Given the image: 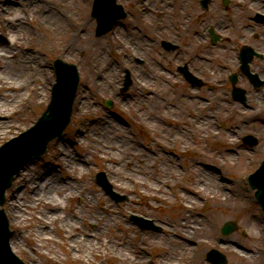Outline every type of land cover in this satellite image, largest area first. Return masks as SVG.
Wrapping results in <instances>:
<instances>
[{"label":"rangeland","instance_id":"1","mask_svg":"<svg viewBox=\"0 0 264 264\" xmlns=\"http://www.w3.org/2000/svg\"><path fill=\"white\" fill-rule=\"evenodd\" d=\"M19 1L13 10L5 15L0 13V33L4 29L2 19L24 18L28 22L29 30L18 33L22 41L21 45L28 43L31 49L39 52L48 76L40 102L30 104L17 112L21 117L28 116L30 119L20 131L36 120L49 101L55 81L54 58L59 57L74 63L80 79L70 123L61 135L48 142L45 152L40 157L29 159L14 174L11 185L5 190L4 203L0 206L3 207L8 218L11 250L25 264H160L163 262L160 256L169 245L167 241L175 242L176 232L180 234L179 226L183 217L192 216L195 212L198 213L196 219L209 220L208 210L213 208L217 201L211 197L213 191L207 190L212 188L213 183H205L206 188L199 183H202L201 177L213 176L224 179L233 194L230 205L234 206L232 215L224 217L217 223V229L219 228L217 233L225 238L235 237L248 248L242 252L244 256L232 252L233 249L228 244H212L208 248L214 246L222 251L227 259L226 264H264V215L258 208L254 190L250 188L246 179L253 166V153L242 144L240 139V135L249 131V119L245 113L234 115L233 118L225 117L224 128L209 132L201 126H192L191 120L197 117L195 113L187 114L189 108L186 107L187 102L195 108L194 101L187 99V93L191 92V89L182 84L183 81L173 77L175 63L185 58L184 51L188 47V42H196V36L192 32L185 36L177 33L173 28H162L159 14L154 10L148 12V6L156 7L157 0H117L129 9V14L125 19L118 20L110 31L101 36L95 35L96 22L90 16L93 0H50L48 6L58 4L60 12L68 13L66 10L71 9L75 14V19L68 26L63 25L58 35L46 28V18L39 5L30 4L26 0ZM187 8L189 18L186 24L189 28L201 31L215 18L210 12L202 11L199 0H188ZM74 24L76 26H73ZM77 31L82 34L87 33L92 39H100L104 45L103 64L105 68L109 67L104 79L98 78L92 69L89 61L91 52L81 53L74 49L81 39L75 34ZM162 39L176 40L179 50L178 48L176 51L165 50L160 43ZM117 41L120 42L119 48ZM122 42L126 46L122 45ZM67 44L70 45L69 48L65 47ZM217 49L220 53L218 60L222 62L226 56L219 46ZM230 56L225 62L232 66L235 63L233 51ZM135 57H139L142 61H135ZM124 67L129 68L133 82L126 92L121 93L119 88L124 76ZM161 91H167L164 101L160 98ZM192 91V94L196 93L195 89ZM104 98L113 101L110 108L105 106ZM162 113L166 115L164 121L160 120ZM106 116L114 118L126 128L135 150L142 148L150 154L147 161L149 158L152 161V153L163 148L169 156L178 155L177 158L173 157L174 164L177 165L176 161L180 160L182 166H175L176 171L167 174L165 180L161 181L163 175L157 173L161 157H157L150 169L138 170V166L145 163L146 158L134 153L121 155L123 150L119 147L111 149L110 153L119 156V162H124L117 167L120 172L111 171L110 167H116L118 163L114 162L113 158H110V161L102 158L100 154L107 155L109 150L105 152L101 149L100 141H96V137L91 136V134L95 136L99 134L97 127ZM78 129L84 130L85 136L82 134L77 136ZM184 135L185 139H183ZM60 137L65 140L64 143L70 154L80 156L86 163L70 166L63 161L61 151L59 161L57 139ZM6 139L8 138H0V145ZM47 165H52L56 174H60L61 181L67 174L73 177L65 180H72L74 190L65 188V194L72 192V196L64 195V198L56 196L57 199L62 200L59 218L48 224L43 235H37L34 221H39L37 216L40 214L36 212V208L44 211L46 204L29 201L27 207L22 206L23 214L16 218L10 211L8 200L11 189L16 185L15 176L20 170L26 169L25 167L39 168ZM202 167L207 168L208 171L201 175ZM100 170L105 172L113 190L127 196L126 199L116 201L104 191L95 179L96 172ZM210 173L212 175H209ZM122 174H128L131 179H126ZM150 183L157 185L158 188L148 190L147 186ZM79 187L86 189L81 190L78 189ZM22 188L23 185L20 186V190ZM91 190L97 194L91 207H96L101 202H109L116 213L117 217L109 216V226L104 225V230L108 233H117L120 239L125 238V248L112 246L103 235L101 239H90L95 245L94 248L80 249L75 245L78 240L68 236L74 227L63 219V216L70 210L78 213L80 219L75 220L78 226L95 228V221L88 217L92 208H87L80 200L83 191L91 192ZM222 193L226 192L222 191ZM191 199H196V202H192ZM132 213L151 218L154 224L162 226V231L140 229L130 221L129 215ZM248 213L253 215L258 224L257 234L250 241H248L249 225L243 226L241 223ZM69 218L75 219L71 213ZM227 220L234 221L236 227L232 232L224 235L220 231V226ZM211 227L216 230L215 226ZM206 241L205 239L204 243L197 244L194 248L195 255L183 258L179 264H210L203 252L206 250ZM91 243L87 242L86 245ZM169 247L171 248V245ZM142 256H145L146 260L142 259Z\"/></svg>","mask_w":264,"mask_h":264},{"label":"bare ground","instance_id":"2","mask_svg":"<svg viewBox=\"0 0 264 264\" xmlns=\"http://www.w3.org/2000/svg\"><path fill=\"white\" fill-rule=\"evenodd\" d=\"M19 2V0H0V13L5 15L13 10ZM26 2H29L30 4L33 3L37 6L39 5L41 12L46 18V28L55 35L59 34L58 32L60 28H63V25L68 26L75 19V14L71 9L66 10L68 13H60L58 4L57 6H48L50 0H26ZM187 4L188 0H157V6H148V12L151 13L154 10L159 14L162 28H173L181 35H188V33L191 32L196 33L197 29L189 28L188 24H186L189 18ZM1 22L4 25V29L0 33V138H10L15 132L23 129L26 126L25 122L30 120L28 116L21 117L17 112L26 108L30 104L40 102L47 81L46 77L48 76L46 75L44 61L39 52L36 51V49H31L28 43H25L23 44L24 46H22V41L18 37V33L27 32L29 30L28 22L21 17H7L2 19ZM73 26H76V24ZM8 30L10 32H7ZM75 34L80 36L81 39L74 49L76 51H81V53L91 52L89 61L91 62L92 69L98 78L104 79L109 67L105 68L103 64L105 56L104 45L101 40L92 39L87 33L82 34L79 31ZM122 45L126 46L123 42ZM65 47L69 48L70 45L67 44ZM117 47H120L119 41H117ZM173 77L177 78L176 75H173ZM165 94H167V91H161L160 98L163 101L166 99ZM162 114L160 120L164 121L166 115L165 113ZM99 123L100 125L97 127L99 134L96 136L91 134V136L96 137V141H100L99 144L101 149L105 152H108L109 150L107 155L100 154V156L108 159V161H110V158H113L115 159L114 162L118 163L116 167H110L111 171L115 173L120 172L117 170V167H120V163L124 162H119V156L110 153L111 149H118L119 147L123 150L121 155L134 153L135 155L146 158V162L140 164L138 170L150 169V167L153 166L152 163L157 160V157H161V162L159 166H157L159 168L157 171L158 175H163L161 181L165 180L167 174L176 171L174 167L177 165H175L173 161V157H176L174 155L169 156L167 151L165 152L163 148L159 149L156 153H152V161H150V158L147 161V157L148 155L150 156V154L143 151L142 148H139L138 151L133 148L132 140L129 138L126 128L121 123H118V121L109 116L103 117ZM163 131L167 130L163 129ZM79 134L85 136V131L78 129L77 136H79ZM108 136L109 140H107ZM115 137L119 138L116 139ZM64 142L65 140L62 137L57 139L59 150L57 157L59 158V161L61 151L63 161L70 166L73 164L78 166L79 164L86 163L80 156L77 157L71 155ZM25 168L26 169L24 170H20L15 176L16 185L11 189L8 205L13 217L18 218L17 216L23 214L22 206L27 207L26 205H28L29 201L46 204V210L44 211H40L41 209L38 207L36 208V212L40 214V216H37L39 221H34L35 233L37 235H43L48 224L52 220L59 218L60 204L62 200L57 199L56 196L63 198L64 195L67 197L72 196V192L65 194V188L74 190V185L71 183L72 180L66 181L65 179L70 180V178L73 177L67 174V176L70 177L66 176L64 177L65 179L61 181L60 174H56L52 165L41 166L39 168ZM206 171H208L207 168L202 167L200 169L201 175L203 172L205 174ZM209 175L212 174L210 173ZM122 176L126 179H131L128 174H122ZM201 180L202 183H199V185L204 188H206L205 183H213V186H211L212 188H207V190L213 191L211 197L217 199L216 205L208 210L209 220L202 221V218L196 219L198 213L195 212L192 216L186 218L183 217L182 223L179 226L180 234H176L178 239L175 238V242L167 241V243L171 245V248L169 245L166 247L162 256H160L163 261L160 262V264H179L180 260L183 258L195 255L194 248H196L197 244L204 243L205 239L207 240L205 244L206 249L212 244H228L231 249H233L232 252L239 256H244L242 252L248 248L236 240L235 237L225 238L217 233V223L224 217L231 216L234 211L232 210V207L234 206L230 205V202L233 201V197H231L233 194L229 187H227L224 179H218L217 177L211 176L207 178L201 177ZM21 185H23V188L20 190ZM147 188L149 190L151 188H158V186L150 183ZM78 189L82 190L86 188L79 187ZM222 191H225L226 193H222ZM20 194L22 196H20ZM194 196L195 198L197 197L196 195ZM94 197H97V194H95L93 190H91V192L83 191L80 200L87 208H89L93 203ZM196 199L191 200L195 203ZM91 208L92 210L89 212L88 217L95 221L96 226L94 229L78 226L75 221L76 218L80 219L77 212L70 210L67 215L63 216V219L68 221L74 227L73 231L76 233H72L73 231L71 230L68 236L73 237L72 239L78 240L75 245L80 249L86 247L94 248L95 245L91 243L92 241H90V239H101L104 235L108 239V243L112 246L125 248V238L120 239L117 233H108L104 230V225H106V227L109 226V216L114 215L117 217L110 203L101 202L96 207ZM70 213L75 219L72 220L69 218ZM241 223L243 226L245 224L249 225L250 233L248 241H250L257 234L258 224H256L257 222L251 213H248L242 219ZM211 226H215L216 230H213ZM87 242L91 243V245H86ZM203 252L205 253V250ZM142 259L146 260V257L142 256ZM134 260H136V257H134Z\"/></svg>","mask_w":264,"mask_h":264},{"label":"flooded vegetation","instance_id":"3","mask_svg":"<svg viewBox=\"0 0 264 264\" xmlns=\"http://www.w3.org/2000/svg\"><path fill=\"white\" fill-rule=\"evenodd\" d=\"M211 5L213 8L209 9L217 13L213 20L215 28L223 35L219 41L220 50H236L237 64L234 68L209 65L206 57L218 55L219 49L211 41L208 28L194 44H189L185 66L197 79L193 83L192 78L190 81L183 76L186 86L196 91L194 95L188 94L187 99L194 101L195 108L186 102L187 114L195 113L197 117L191 120L192 126H201L209 132L224 128L225 117L245 113L250 121L249 132L255 138L254 145L250 146L255 167L264 159V0H230L224 9L231 17L221 13L217 4ZM224 54L229 55L228 52ZM242 57L248 59L249 71L257 75L254 80L240 70ZM230 74L235 75L230 78ZM234 86L244 90V100L234 98Z\"/></svg>","mask_w":264,"mask_h":264},{"label":"water","instance_id":"4","mask_svg":"<svg viewBox=\"0 0 264 264\" xmlns=\"http://www.w3.org/2000/svg\"><path fill=\"white\" fill-rule=\"evenodd\" d=\"M106 8L112 10L109 18L106 19ZM92 15L97 19L96 33L102 34L109 30L113 23L120 17L124 16L122 7L115 4L114 0H96L94 3ZM57 82L54 84L52 90L51 100L46 108V111L41 115L38 121L33 127L30 128L25 134L33 138L36 147L31 149L23 158H21L17 163H13L6 169L7 176L5 180H0L2 183L0 185V203L3 201V191L10 185L13 173L29 158L33 156H39L45 149L47 141L52 137L60 134L70 118L71 104L74 97L78 74L75 70V66L72 64H66L60 59L55 60ZM108 102V100H106ZM23 134V135H25ZM5 170L4 167L0 168V173ZM260 174V173H259ZM254 175V174H253ZM100 181L103 182L107 188L110 190V185L105 181L104 174L99 172L97 174ZM250 176V181L253 186L257 185L258 190L256 196L261 201L264 208V178L260 175H256L257 178ZM253 178V179H252ZM122 199V196H118ZM141 227H149L145 223L150 222L149 220H144L137 216H132ZM234 227L232 222H226L222 228L224 233H229ZM0 229L2 233L0 234L1 244L0 253L6 252V243L8 238L7 227L5 222V217L2 210H0ZM208 259L212 261L213 264H224L225 257L223 254L217 250H211L208 255ZM1 264V263H0Z\"/></svg>","mask_w":264,"mask_h":264}]
</instances>
